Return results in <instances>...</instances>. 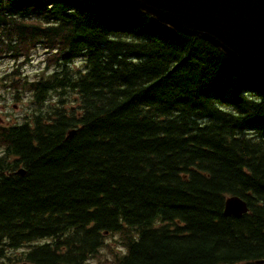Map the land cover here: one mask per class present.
<instances>
[{
  "label": "trees",
  "instance_id": "trees-1",
  "mask_svg": "<svg viewBox=\"0 0 264 264\" xmlns=\"http://www.w3.org/2000/svg\"><path fill=\"white\" fill-rule=\"evenodd\" d=\"M38 46L55 69L25 81L34 118L0 125V259L88 264L114 232L127 251L98 264L264 259V73L142 10L0 0L16 98ZM232 195L248 213L225 215Z\"/></svg>",
  "mask_w": 264,
  "mask_h": 264
},
{
  "label": "water",
  "instance_id": "water-1",
  "mask_svg": "<svg viewBox=\"0 0 264 264\" xmlns=\"http://www.w3.org/2000/svg\"><path fill=\"white\" fill-rule=\"evenodd\" d=\"M90 1L108 8L150 13L177 31L200 34L243 68L264 73V0ZM18 172L24 175L26 171L22 168ZM248 209L247 202L239 196L226 200L228 216H241Z\"/></svg>",
  "mask_w": 264,
  "mask_h": 264
},
{
  "label": "rangeland",
  "instance_id": "rangeland-1",
  "mask_svg": "<svg viewBox=\"0 0 264 264\" xmlns=\"http://www.w3.org/2000/svg\"><path fill=\"white\" fill-rule=\"evenodd\" d=\"M49 52L43 46H38L36 50L31 53V60L24 65L22 68V74L16 75L17 78H21L22 87L20 90L19 99L16 98L17 89L10 87V81L8 75L11 74L13 69L16 67L14 60L7 57H0V115L3 116L6 122L10 123H23L26 120L32 121L37 105L32 100V94L24 88V83L28 79L34 80L41 76L44 72L46 74L52 72L54 64H49L47 57ZM74 66L82 65L83 59L81 57L75 58ZM48 66V67H47ZM13 78V77H12ZM2 85H6L3 87ZM58 98L56 93H52L45 102V109L49 105H55V100ZM69 105L67 101L66 106ZM160 223V219H157L154 223L157 226ZM140 230L132 231L133 237L137 240L140 238ZM123 236H119L122 239ZM118 233L108 234L105 239V244L99 249V252L93 256L88 264L104 263L106 260L113 259L115 254L124 252V248L118 245ZM120 244V243H119ZM14 253L7 254L0 264H24L29 263L23 256L25 249H18L17 251L12 250ZM8 253V252H7ZM22 253V254H20ZM22 256L21 259H18ZM30 264V263H29Z\"/></svg>",
  "mask_w": 264,
  "mask_h": 264
},
{
  "label": "bare ground",
  "instance_id": "bare-ground-1",
  "mask_svg": "<svg viewBox=\"0 0 264 264\" xmlns=\"http://www.w3.org/2000/svg\"><path fill=\"white\" fill-rule=\"evenodd\" d=\"M226 215V214H225ZM228 216V215H227Z\"/></svg>",
  "mask_w": 264,
  "mask_h": 264
}]
</instances>
